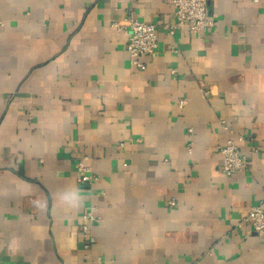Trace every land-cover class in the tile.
I'll use <instances>...</instances> for the list:
<instances>
[{
    "label": "crops",
    "instance_id": "obj_1",
    "mask_svg": "<svg viewBox=\"0 0 264 264\" xmlns=\"http://www.w3.org/2000/svg\"><path fill=\"white\" fill-rule=\"evenodd\" d=\"M208 4L213 28L170 35L173 0H0V264H264V0ZM133 18L159 27L139 67Z\"/></svg>",
    "mask_w": 264,
    "mask_h": 264
},
{
    "label": "built area",
    "instance_id": "obj_2",
    "mask_svg": "<svg viewBox=\"0 0 264 264\" xmlns=\"http://www.w3.org/2000/svg\"><path fill=\"white\" fill-rule=\"evenodd\" d=\"M175 4V18L172 22L162 25L170 35L176 34L178 30L186 29L193 34L206 33L213 26L215 20L210 16L208 0H173ZM118 28L125 27L123 23H114ZM128 40L126 44L127 52L130 55L131 63L134 66H142L141 58L152 55L159 49L158 25L153 22L131 19L129 24ZM185 100L180 101L184 105ZM193 128L190 132L193 133ZM223 159L221 168L225 174L244 172L248 166L247 157L240 151L238 145L232 137H229L220 148ZM88 155H81L76 164L78 180L83 183H94L100 179L92 167L87 164ZM170 205H175L176 200L169 201ZM101 220L96 205L90 206L81 216V235L84 237V247L91 249L96 244V237L93 234V226ZM246 223L264 240V209L254 206L245 217ZM91 264H103V258L97 256Z\"/></svg>",
    "mask_w": 264,
    "mask_h": 264
},
{
    "label": "clouds",
    "instance_id": "obj_3",
    "mask_svg": "<svg viewBox=\"0 0 264 264\" xmlns=\"http://www.w3.org/2000/svg\"><path fill=\"white\" fill-rule=\"evenodd\" d=\"M64 199L68 202L70 207H79L81 203V198H78L73 203L72 198L70 196H65ZM36 206L41 210H45L47 207V201H36Z\"/></svg>",
    "mask_w": 264,
    "mask_h": 264
}]
</instances>
